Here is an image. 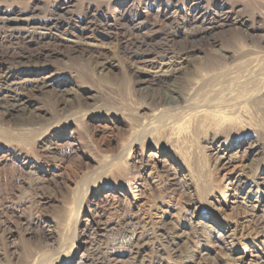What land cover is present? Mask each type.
I'll return each mask as SVG.
<instances>
[{
    "label": "rangeland",
    "instance_id": "rangeland-1",
    "mask_svg": "<svg viewBox=\"0 0 264 264\" xmlns=\"http://www.w3.org/2000/svg\"><path fill=\"white\" fill-rule=\"evenodd\" d=\"M0 264H264V0H0Z\"/></svg>",
    "mask_w": 264,
    "mask_h": 264
},
{
    "label": "bare ground",
    "instance_id": "bare-ground-1",
    "mask_svg": "<svg viewBox=\"0 0 264 264\" xmlns=\"http://www.w3.org/2000/svg\"><path fill=\"white\" fill-rule=\"evenodd\" d=\"M162 66V65H161ZM160 73H161V71L160 72H157V73H155L153 76H152V78H151V80L152 81H156V79L158 78V76L160 75ZM175 74L177 73V72H174ZM9 81V80H8ZM12 84H14V83H12ZM9 85V84H8ZM7 88V87H6ZM5 89V88H4ZM14 90H16V89H14ZM7 91V90H6ZM8 91H13V89L12 88H10ZM14 92V91H13ZM17 94V93H16ZM5 97H7V96H5ZM23 97V96H22ZM13 98V97H12ZM4 99H6V98H4ZM16 99V98H15ZM169 99V98H168ZM7 100V99H6ZM12 100V99H11ZM17 101V100H16Z\"/></svg>",
    "mask_w": 264,
    "mask_h": 264
}]
</instances>
